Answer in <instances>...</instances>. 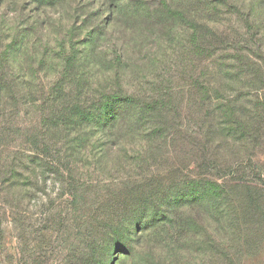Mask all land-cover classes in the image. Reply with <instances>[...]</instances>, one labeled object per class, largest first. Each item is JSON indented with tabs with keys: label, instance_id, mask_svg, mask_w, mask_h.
<instances>
[{
	"label": "trees",
	"instance_id": "trees-1",
	"mask_svg": "<svg viewBox=\"0 0 264 264\" xmlns=\"http://www.w3.org/2000/svg\"><path fill=\"white\" fill-rule=\"evenodd\" d=\"M99 1L107 8L108 16L98 24L77 19L71 29L65 23L56 26L57 38L53 44L45 43L44 48L49 50L46 56H37L39 49L30 46L37 30L35 22L21 30L9 28L8 36L0 35V119L7 115L16 117L21 110L39 109L46 103L34 97L36 91L31 81L41 85L40 78L29 69L28 62H32L31 57L43 66L49 62L55 68L53 94L48 101L51 106L41 107L38 119L51 136L49 139L38 132L43 155H38L39 164L55 172L60 169V163L72 170L83 169V165L95 167L99 173L106 174V181L128 184L133 190L129 194L132 198H171L137 202L140 214L127 219H132L134 231L138 230L137 241L148 234L164 245L170 235L168 243H174L176 249L172 246L169 250H175L173 259L177 262L183 260L184 249L190 243L197 264H216L214 261L235 264L232 250L253 245L249 234L261 233L260 224L254 220L259 218L256 211L253 213L256 202L251 198H234L225 185V156L230 142L237 138V143L243 146L247 138L246 127L234 119L236 108L219 103L217 112L222 118L213 121V162L219 171L225 170L220 178L183 179L178 176L179 167L162 168L165 162L183 155L207 156L198 135H186L182 130L176 112L186 104L179 103L173 95L176 85L186 81L190 68H199L205 78L213 58L216 56L218 60L223 52L234 51L237 61L242 62L241 51L227 47L233 35L227 34L224 24L219 29L221 22H216L224 15L219 8L227 9L229 3ZM14 13L16 20L19 12L15 9ZM6 18L2 14L0 22ZM8 41L11 43L3 45ZM52 45L54 49L50 48ZM30 49L35 54L32 52L31 57ZM10 62L14 66L19 62L26 64L27 71L12 72ZM201 93V99L207 102L222 99L219 90H214L213 98L207 91ZM257 107L264 111L261 105ZM254 111L258 113L255 108ZM52 151L54 156L50 154ZM173 176L183 182H170L173 188L168 193L167 181ZM220 179L225 181L220 184ZM116 234L114 246L129 257L126 264L148 263L142 258L155 261L156 246L141 257L138 242H124ZM168 256L171 258L170 253Z\"/></svg>",
	"mask_w": 264,
	"mask_h": 264
},
{
	"label": "rangeland",
	"instance_id": "rangeland-1",
	"mask_svg": "<svg viewBox=\"0 0 264 264\" xmlns=\"http://www.w3.org/2000/svg\"><path fill=\"white\" fill-rule=\"evenodd\" d=\"M220 1H227L230 7L219 8L224 15L219 16L216 22H221L219 29L224 24L227 34L233 35L227 47L233 46L241 51L242 62L237 61L234 51L223 52L218 60L216 56L213 58L205 78H202L199 68H190L186 81L176 85L173 96L179 103L186 104L176 112L178 120L182 121V130L186 135L196 133L199 143L205 144L208 153L207 156L200 153L197 158L183 155L165 162L167 164L164 163L162 168L179 167L178 176L183 179L220 178L225 170L221 168L223 171H219L213 162V121L222 118L217 112L219 103L235 107L234 119L246 127L247 138L243 146L237 143V138L230 142V150L225 156V185L234 198H251L256 202L253 213L256 211L259 218L254 220L260 224L261 233L249 234L253 245L234 248L233 261L235 264H264V111L257 107L261 105L264 108V0ZM101 2L0 0V16L7 15L6 21L0 22V35L8 36L9 28L21 30L35 22L37 30L32 35L30 46L35 45L39 49L37 56H46L49 50L44 48L45 43L50 41L53 44L57 38L56 26L65 23L71 29L77 19L98 24L106 18L108 10ZM15 9L19 12L16 20ZM11 41L3 45L7 46ZM50 48L54 49L53 45ZM32 52L34 54L30 49L29 57L33 56ZM31 61L28 62L29 69L38 75L41 84L31 81L36 91L34 97L46 103L39 109L21 110L16 117L7 115L0 119V264H126L129 257L114 246L115 233L122 236L124 242H138L141 257L156 246L155 261L142 258L148 262L146 264H197L192 244H187L183 260L177 262L173 259L175 250H169L172 246L176 249L174 243H168L170 235L164 245L156 243L148 234L140 236L137 241L138 230L134 231L132 219L127 220L131 215L134 218L140 214L137 202L171 198H132L129 194L133 190L128 184L106 181V174L99 173L95 167L83 165V169L72 170L65 169L60 163V169L55 172L39 164L37 159L43 155L38 144V132L48 138L51 135L46 133L38 115L41 107L51 106L48 101L49 95L53 94L55 68L49 62L44 66L34 62L32 57ZM10 64L12 68L9 70L14 73L20 69L27 71L26 64L20 65L19 62L21 67L14 66L13 62ZM197 84L202 87L198 89ZM214 90L221 92L220 101L201 99V91H207L213 98ZM44 92L45 99L42 97ZM50 154L54 156L55 151ZM172 163L174 165H170ZM178 176L167 181L166 192L172 191L170 182H183ZM225 180L220 179L218 183ZM214 263L221 264L218 261Z\"/></svg>",
	"mask_w": 264,
	"mask_h": 264
}]
</instances>
